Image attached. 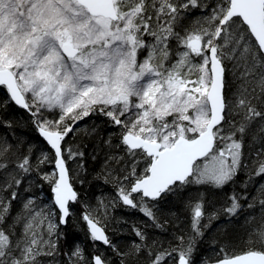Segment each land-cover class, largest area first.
Wrapping results in <instances>:
<instances>
[{"label":"snow or ice","instance_id":"obj_1","mask_svg":"<svg viewBox=\"0 0 264 264\" xmlns=\"http://www.w3.org/2000/svg\"><path fill=\"white\" fill-rule=\"evenodd\" d=\"M0 264H264V0H0Z\"/></svg>","mask_w":264,"mask_h":264},{"label":"trees","instance_id":"obj_2","mask_svg":"<svg viewBox=\"0 0 264 264\" xmlns=\"http://www.w3.org/2000/svg\"><path fill=\"white\" fill-rule=\"evenodd\" d=\"M128 213L131 212V210H127ZM257 212H259V208H257L256 210ZM117 216L123 214L122 210H117ZM241 225H243V220L241 219L240 220V224L239 225H234V231L232 232V236H233V242L235 243V245L237 247L241 246L242 243L247 239L246 236L243 235V231H242V228H241ZM109 227H111V223H109ZM69 232L70 233H76L78 234L82 239L84 238L83 236V232L80 231L78 228H76L75 225H69ZM119 235V234H117Z\"/></svg>","mask_w":264,"mask_h":264}]
</instances>
